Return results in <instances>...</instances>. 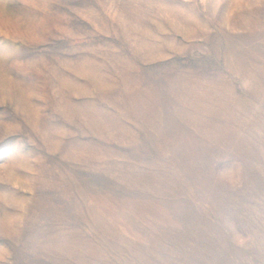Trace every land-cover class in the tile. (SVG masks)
I'll return each mask as SVG.
<instances>
[{"label": "rangeland", "instance_id": "374dc122", "mask_svg": "<svg viewBox=\"0 0 264 264\" xmlns=\"http://www.w3.org/2000/svg\"><path fill=\"white\" fill-rule=\"evenodd\" d=\"M0 264H264V0H0Z\"/></svg>", "mask_w": 264, "mask_h": 264}]
</instances>
